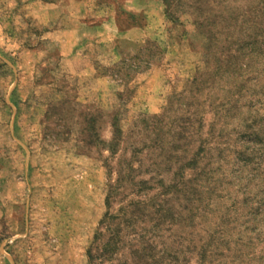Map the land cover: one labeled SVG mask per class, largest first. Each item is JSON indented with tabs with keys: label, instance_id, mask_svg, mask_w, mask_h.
I'll use <instances>...</instances> for the list:
<instances>
[{
	"label": "rangeland",
	"instance_id": "374dc122",
	"mask_svg": "<svg viewBox=\"0 0 264 264\" xmlns=\"http://www.w3.org/2000/svg\"><path fill=\"white\" fill-rule=\"evenodd\" d=\"M120 1L0 0V264H264V218L251 208L264 166L230 152L245 147L243 113L205 127L220 147L201 194L189 170L174 186L198 145L188 132L178 139L181 125L205 110L204 94L184 92L207 55L196 7L253 16L264 0H127L143 13L119 10L120 26L146 29L117 36ZM215 85L205 92L223 93Z\"/></svg>",
	"mask_w": 264,
	"mask_h": 264
},
{
	"label": "trees",
	"instance_id": "16d2710c",
	"mask_svg": "<svg viewBox=\"0 0 264 264\" xmlns=\"http://www.w3.org/2000/svg\"><path fill=\"white\" fill-rule=\"evenodd\" d=\"M195 11L197 12V19L194 23L196 29L207 41V55L204 61L193 63V74L188 78L184 92L189 91V94L194 98L204 94L206 99L202 103L205 110L203 115L198 117L194 111L195 109H189L186 126L181 125L178 139L183 137V132H188L193 146L198 145L193 147L194 149L187 163L174 174L176 177H180L176 180L174 186L176 187L184 182L182 177L186 175L185 170H189L194 176L189 181L191 183V194L199 195L201 194L200 187L204 186L203 178L214 177L216 170L211 152L220 147L218 142H211L204 136L206 126L213 132V128L220 121L234 119L236 113H243L245 115L243 120L245 131L238 130L237 139H240L245 147H235L234 151L231 150L230 152H233V155L235 154L239 158L240 163L245 165L255 163L264 166V21L260 20L261 17L264 19V9L261 12L253 13V16H251L249 11L240 13L233 5L227 4L222 10L216 11L212 19V11L206 14L201 6L196 7ZM217 33L220 36L225 35L216 39ZM213 49H216V52ZM216 83L220 87L223 84V87H218V92L223 91V93H218L219 96L213 94L210 96V93L205 92V90H213V88H216ZM194 105L191 102L188 107L192 106L193 108ZM206 113L214 115L208 125L204 117ZM119 122L120 117L116 113L111 123L114 132L113 137L108 142V146L112 150L115 149L121 138L122 129ZM215 143L217 145L211 147ZM222 150L217 155L219 159L216 162L218 164L223 158ZM242 185L246 186L245 184ZM111 187L110 185L108 203L114 192L113 187ZM198 199L201 200L202 197L199 196ZM250 200L251 198L248 196L243 201L248 203ZM256 202L259 203L257 207L251 205L252 210L255 212L254 215L256 218H264V197L259 201L256 200ZM109 214L107 216L111 218L113 215ZM112 231L114 236H117L120 232L118 230ZM216 232L221 235L225 230L221 228ZM219 239L223 240L221 237ZM116 243V240L112 237L107 240L106 248L114 252ZM212 249H205L204 254L210 252L214 255ZM198 254L201 256V252Z\"/></svg>",
	"mask_w": 264,
	"mask_h": 264
},
{
	"label": "crops",
	"instance_id": "0c3cea01",
	"mask_svg": "<svg viewBox=\"0 0 264 264\" xmlns=\"http://www.w3.org/2000/svg\"><path fill=\"white\" fill-rule=\"evenodd\" d=\"M126 1L127 0H121L120 3L119 2L117 3L118 6L116 5V9L114 11V15H113L112 20H111L116 27V30L118 32L117 34H119L117 36H120V35L124 34L125 32H131V31H135V30H137V31L142 30V32L144 33L145 29H146V28H144L145 26L143 27L141 25L134 24L133 26H131V28H128V30L127 29L125 30L120 26L119 18H118V11L119 10H125L127 12V14H129L130 17L133 19L136 18L135 16H140L143 13V11L140 9L133 8L131 6L126 5ZM130 1H133L135 3H140V2L147 3L149 0H130ZM108 21H110V19L104 20L103 22H108Z\"/></svg>",
	"mask_w": 264,
	"mask_h": 264
}]
</instances>
